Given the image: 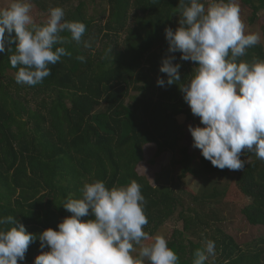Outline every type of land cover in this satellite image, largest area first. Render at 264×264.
Returning a JSON list of instances; mask_svg holds the SVG:
<instances>
[{
	"label": "trees",
	"instance_id": "obj_1",
	"mask_svg": "<svg viewBox=\"0 0 264 264\" xmlns=\"http://www.w3.org/2000/svg\"><path fill=\"white\" fill-rule=\"evenodd\" d=\"M31 2L45 13L37 24L50 8L61 7L65 20L84 23L86 31L79 43L61 33L66 42L57 46L71 56L49 65L51 75L34 86L16 82L14 45L0 53V217L14 216L38 237L72 215L62 205L82 198L85 182L101 180L110 189L135 180L145 197L144 230L155 236L165 226L178 264H193L205 239L215 242L216 252L205 264H264V237L263 247L242 249L221 215L230 204L250 225L264 226V160L247 159L242 151L244 169H219L202 154L197 159L193 141L184 140L194 117L178 83H187L196 62L170 53L165 37L167 27L179 26V0ZM89 3L106 6L90 15ZM238 4L249 23L258 22L262 39L241 59H264V0ZM169 55L181 64V81L161 87L157 79L167 80V74L160 66ZM178 115L185 116L183 123ZM167 153L168 172L160 163ZM161 173L168 178L163 181ZM186 177L199 183L196 190L185 186ZM42 251L48 248L41 249L37 238L18 264H33Z\"/></svg>",
	"mask_w": 264,
	"mask_h": 264
},
{
	"label": "clouds",
	"instance_id": "obj_2",
	"mask_svg": "<svg viewBox=\"0 0 264 264\" xmlns=\"http://www.w3.org/2000/svg\"><path fill=\"white\" fill-rule=\"evenodd\" d=\"M31 0H9L0 7V53L15 52L10 64L18 68L17 83L30 86L51 75L49 65L71 56L62 45L67 31L77 43L86 31L84 23L65 20L61 7L49 9L37 24ZM179 26L165 29L170 53L180 60L196 62L187 83L181 81L180 63L174 55L162 59L158 77L161 87L178 83L191 113L200 126H188L192 146L219 169L242 170L243 150L264 160V59L242 60L248 48L259 43V32H246L238 0H179ZM91 43L84 42L85 48ZM78 60L84 61L83 56ZM82 198H68L63 208L72 215L45 229L38 237L29 233L14 216L0 217V264H18L31 242L48 248L33 264H178L179 257L162 234L150 236L141 185L106 187L101 180L85 182ZM93 218L81 220L82 217ZM15 225V226H14ZM215 242L205 239L196 250L193 264L215 257Z\"/></svg>",
	"mask_w": 264,
	"mask_h": 264
},
{
	"label": "rangeland",
	"instance_id": "obj_3",
	"mask_svg": "<svg viewBox=\"0 0 264 264\" xmlns=\"http://www.w3.org/2000/svg\"><path fill=\"white\" fill-rule=\"evenodd\" d=\"M8 2H9V0H0V7L7 6ZM104 6H106V5L97 4V3L96 4L95 3H89L88 14L99 15L102 12V9L104 8ZM31 14L33 15L35 22L37 23L40 20H42V18L44 17L43 15L45 13L40 12L33 4ZM248 15H249L248 11L241 8V18H242L243 22L245 23L246 32H259L260 33L259 28L257 26L258 22L249 23L248 18H247ZM259 17L264 18V11L259 12ZM260 40L262 41V39H260ZM193 117H194V126H200V127L204 126L200 123L199 117L194 116V115H193ZM177 119L180 123H183L185 120V116L184 115H178ZM184 140L193 141V138H192L190 132L187 130L185 131ZM243 152H244L245 156L247 157V159H252V158L256 157L255 154L248 152L246 149L243 150ZM200 155H201V150L198 149L196 152V158L198 159V157ZM170 158H171L170 153H167L165 155V158H162V160L160 162L163 170H166L167 172H168V168H170V166H169ZM230 171H232V170H230ZM160 175H161L163 181L168 178L167 174H165V173H161ZM183 183L185 184V186H188L193 190H196L199 186V183L191 177L184 178ZM220 185L222 187H225V184H223V183H220ZM221 215H223L225 217V220H224L225 222L223 224V227H225V230L234 237L236 243H238L242 249H244V250L254 249L256 246L257 247H263V243L260 240L262 237H264V226L250 225L247 222V220L240 214V212L238 210L234 209L232 207V205H230V204L223 206ZM166 226H172V223L168 222L166 224ZM177 226H180V223H178ZM164 232H165V226L162 227L157 234L164 235Z\"/></svg>",
	"mask_w": 264,
	"mask_h": 264
}]
</instances>
